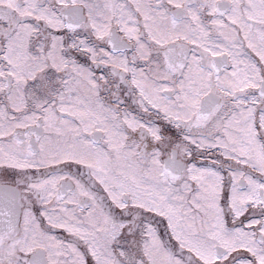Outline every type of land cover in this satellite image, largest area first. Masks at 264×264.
<instances>
[{"label": "snow or ice", "instance_id": "6c2138e0", "mask_svg": "<svg viewBox=\"0 0 264 264\" xmlns=\"http://www.w3.org/2000/svg\"><path fill=\"white\" fill-rule=\"evenodd\" d=\"M0 264H264V0H0Z\"/></svg>", "mask_w": 264, "mask_h": 264}]
</instances>
